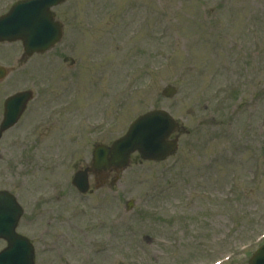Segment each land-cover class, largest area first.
<instances>
[{"label": "rangeland", "instance_id": "1", "mask_svg": "<svg viewBox=\"0 0 264 264\" xmlns=\"http://www.w3.org/2000/svg\"><path fill=\"white\" fill-rule=\"evenodd\" d=\"M0 1L4 13L17 0ZM56 12L68 25L56 50L26 66L20 43L1 48L13 69L2 100L36 98L0 145V190L26 209L36 264H249L264 244V0H69ZM152 110L180 123L177 151L134 156L111 188L79 194L72 177L94 139Z\"/></svg>", "mask_w": 264, "mask_h": 264}, {"label": "water", "instance_id": "2", "mask_svg": "<svg viewBox=\"0 0 264 264\" xmlns=\"http://www.w3.org/2000/svg\"><path fill=\"white\" fill-rule=\"evenodd\" d=\"M66 0H24L16 4L11 12L0 20V40H22L28 54L45 52L55 45L62 36L61 26L54 21L51 8ZM173 96L176 90L168 88L164 93ZM31 93H21L7 103V118L2 131L11 127L19 119ZM16 105L17 107L11 109ZM177 128L175 120L165 111H153L140 117L130 127L128 133L116 141L110 148H98L94 154L93 168L102 170L114 167L123 169L129 164L130 156L139 152L144 160L162 161L172 154L177 148V141H169L170 136ZM87 171L78 173L74 179L81 191L88 189L86 179ZM1 199V198H0ZM1 206L4 211L10 207L16 217L21 214L20 208L14 204ZM4 218V216L2 215ZM12 226V225H11ZM15 226L8 233L2 232L9 241V247L0 253V264H35V250L24 238L14 232ZM249 264H264V245L255 253Z\"/></svg>", "mask_w": 264, "mask_h": 264}, {"label": "flooded vegetation", "instance_id": "3", "mask_svg": "<svg viewBox=\"0 0 264 264\" xmlns=\"http://www.w3.org/2000/svg\"><path fill=\"white\" fill-rule=\"evenodd\" d=\"M2 15H3V13H2V7H1V1H0V17ZM60 19L62 20V22L64 24V27H65V30H66L67 27H68V25L66 23V20L62 19V18H60ZM2 45L3 44L0 42V70L2 68V65H1L2 64V57H1ZM55 50H56V48H55ZM32 58L33 57H31L29 59L26 58V65L29 62L32 61ZM66 61H67V59H66ZM6 100H7V97H6V99H4V101L2 100V78H1V75H0V127H1L2 122L4 121V118H5V101ZM29 111L30 110L27 109L24 115H26ZM13 129H11V130H9V131H7V132H5L3 134L4 136H2V138L0 140V145H1L2 141L5 138V135L8 134L9 132H11ZM102 138L103 137L100 136V137H96L94 139V142H93V144H94L93 146L94 147H93V149H95V147L98 146V144H108V142H104V140ZM97 139H99V140H97ZM93 149H92V155H93V152H94ZM3 151H9V150L8 149H3ZM3 151H2V153H3ZM4 154H6V152H4ZM0 155H1V152H0ZM115 176H117V173L113 169L107 170V171L106 170H102V171L97 172V173H91L89 175V179H90V182L94 181V184L96 185V190H101L103 188H111L113 186V184H114ZM1 191H7V192H10L12 194L11 191H8L6 189H1L0 192ZM10 199L11 198L8 195H5L4 198L0 199V235L2 234V232H4L5 234L8 233L9 229H11V227H12L11 225L13 224V222H15V218H13V219H11V218L13 216L14 217L17 216V215L14 214V211L10 207L6 208L4 211L1 210L2 209L1 206L6 204L5 201L7 202V204H12ZM18 203H20L19 200H18ZM25 210L26 209L24 208L23 216L20 219V222H19L16 230H17L18 234L27 237L29 240H31V242H33L32 238L30 236H28L27 234H25V233H23L21 231V228H22V225H23V220H24V217L26 215ZM2 215L4 216V218L2 217ZM31 221H32V219H29L27 221V227L25 226L26 228H28V229L31 228ZM5 239H6L5 236H0V251H2L3 249H5L8 246V242Z\"/></svg>", "mask_w": 264, "mask_h": 264}]
</instances>
